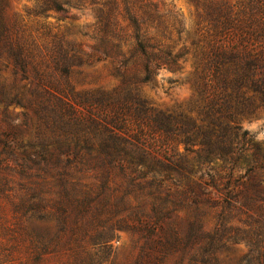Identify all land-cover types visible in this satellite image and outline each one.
I'll return each instance as SVG.
<instances>
[{"label": "trees", "instance_id": "trees-1", "mask_svg": "<svg viewBox=\"0 0 264 264\" xmlns=\"http://www.w3.org/2000/svg\"><path fill=\"white\" fill-rule=\"evenodd\" d=\"M32 1L50 54L33 25L9 16L10 0H0V56L36 71L32 103L41 119L23 138L7 121L15 102L0 83V264H116L122 231L138 235L128 264H221L232 243L245 244L248 264H264V214L236 222L225 209L239 200L193 178L204 163H236L247 149L237 146L248 134L242 119L264 108V0H191V32L154 0ZM70 8L90 10L89 44L52 29L48 19ZM102 61L118 83L90 97L76 91L74 67ZM188 62L199 116L150 105L143 87ZM83 170L92 172L89 183ZM206 200L224 207L213 222Z\"/></svg>", "mask_w": 264, "mask_h": 264}, {"label": "rangeland", "instance_id": "rangeland-1", "mask_svg": "<svg viewBox=\"0 0 264 264\" xmlns=\"http://www.w3.org/2000/svg\"><path fill=\"white\" fill-rule=\"evenodd\" d=\"M154 1L166 3L174 8L180 14L184 28L189 32L194 30L196 7L191 0ZM33 2L32 0H10L8 14L12 18L20 20L22 24H27L28 27L33 25L32 37L44 54H50L51 52L46 50L45 46L50 43L49 38L51 37L44 36L43 20L35 18L29 13V7H32ZM54 16L48 19L54 23V26H51L54 32L59 30V33H68L70 31L69 38L83 44L90 43L88 35H84V32L88 31V25L93 21L89 9L70 8ZM38 22L41 23L37 25ZM0 61L1 87L5 91V95L15 102L8 106L10 114L6 116L7 121L10 120L13 123L23 138H31L35 134L38 122L41 121L32 103L37 94L35 90L39 83V77L32 67H29L27 72H23L20 67L15 66V62L8 57L6 52L0 56ZM191 78L192 65L191 62H188L182 70L177 72L161 70L157 77V85L154 87L145 85L142 92L147 97L149 104L156 108L169 112L183 111L197 117L199 116L198 94ZM70 82L76 91L89 97L93 93H97L100 87L108 89L118 83L117 79L109 75L108 63L103 61L74 67ZM3 108L4 103H0V110ZM42 126L45 124L43 123ZM242 126V131L248 130V134L245 138L241 136L238 139L237 146L247 148L245 152L239 154L241 158L236 163L232 160L224 161L222 159L204 163L196 168L197 175L193 178L202 175V181L208 182L205 185L206 191L213 190L214 194L221 196L223 192L229 193L231 200L232 198L239 200L233 199V204H236L238 208L225 209V214L234 216L238 223H240L238 219L241 218L248 223L252 217H257V214H264V108L252 117H244ZM249 138L252 140L250 144L247 143ZM178 149L181 152L184 151V145H180ZM188 157L195 158L196 153L191 152ZM85 172L83 170L78 174L84 183H89V176L92 172H86V174ZM213 180H216L218 189L213 187ZM225 186L226 189H224ZM205 203L206 209H211L210 212L213 213L212 216L210 215L211 222H213L215 212H220L224 207L222 205L211 207L212 202L207 200ZM226 224L228 225V223ZM136 236L128 231L120 233V237L114 242L116 264L134 262L139 251L136 246ZM246 251L244 243L228 244L220 253L221 264H248L242 259Z\"/></svg>", "mask_w": 264, "mask_h": 264}]
</instances>
